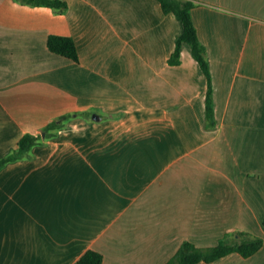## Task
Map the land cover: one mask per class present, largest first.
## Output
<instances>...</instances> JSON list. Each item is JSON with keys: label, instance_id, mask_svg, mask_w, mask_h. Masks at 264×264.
<instances>
[{"label": "crops", "instance_id": "1", "mask_svg": "<svg viewBox=\"0 0 264 264\" xmlns=\"http://www.w3.org/2000/svg\"><path fill=\"white\" fill-rule=\"evenodd\" d=\"M0 0V264H164L186 240L264 238V0H193L212 75L158 0ZM70 35L78 61L50 51ZM60 118V119H59ZM58 119L52 137L43 126ZM194 264H264V243Z\"/></svg>", "mask_w": 264, "mask_h": 264}, {"label": "trees", "instance_id": "2", "mask_svg": "<svg viewBox=\"0 0 264 264\" xmlns=\"http://www.w3.org/2000/svg\"><path fill=\"white\" fill-rule=\"evenodd\" d=\"M32 5H43L58 9L66 8L63 0H22ZM164 12H172L182 24V31L175 38V47L169 57V62L177 64L180 62L181 46L186 42L190 45L191 53L200 65L207 78L206 93V124H214L212 107V75L209 62L206 57L204 44L199 40L195 25L192 21L191 8L193 0H158ZM47 47L50 51L56 52L74 61H78V51L74 39L70 35L49 34ZM60 119V118H59ZM59 127V120L55 119L43 126L44 138L52 137ZM42 135H34L30 132L24 133L13 148L0 159V167L7 161L32 156L31 148L41 142ZM264 243V238L239 231L236 237L224 236L211 246L201 247L192 241H183L175 253L164 264H194L200 261L211 262L228 253L238 252L242 256H249L256 252ZM103 255L101 252L89 248L84 251L72 264H102Z\"/></svg>", "mask_w": 264, "mask_h": 264}]
</instances>
